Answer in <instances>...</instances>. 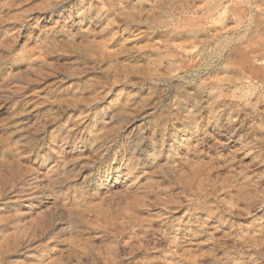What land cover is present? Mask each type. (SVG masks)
I'll return each mask as SVG.
<instances>
[{
	"label": "rangeland",
	"instance_id": "374dc122",
	"mask_svg": "<svg viewBox=\"0 0 264 264\" xmlns=\"http://www.w3.org/2000/svg\"><path fill=\"white\" fill-rule=\"evenodd\" d=\"M0 264H264V0H0Z\"/></svg>",
	"mask_w": 264,
	"mask_h": 264
}]
</instances>
